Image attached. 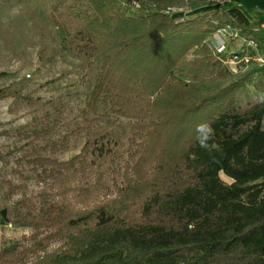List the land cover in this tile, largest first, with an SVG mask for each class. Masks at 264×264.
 <instances>
[{
	"label": "trees",
	"instance_id": "1",
	"mask_svg": "<svg viewBox=\"0 0 264 264\" xmlns=\"http://www.w3.org/2000/svg\"><path fill=\"white\" fill-rule=\"evenodd\" d=\"M174 1L53 5L64 44L101 65L91 95L96 116L77 128L85 143L72 159L33 158L41 181L56 186L39 204L11 203L13 187L0 199L1 225L31 229L0 248V264H264V102L242 115L232 109L234 92L264 67L208 81L217 67L200 47L230 23L264 50V28L232 5L174 19L162 12ZM103 98L120 118L141 124L109 121L98 113ZM202 122L217 149L197 144ZM140 135L114 190L88 181L91 171L123 158L128 137ZM135 193L141 205L131 209Z\"/></svg>",
	"mask_w": 264,
	"mask_h": 264
},
{
	"label": "rangeland",
	"instance_id": "2",
	"mask_svg": "<svg viewBox=\"0 0 264 264\" xmlns=\"http://www.w3.org/2000/svg\"><path fill=\"white\" fill-rule=\"evenodd\" d=\"M56 1L0 0V199L4 201L13 187L17 192L9 200L11 203L23 199L39 204L43 191L56 189L51 181H41L42 170L35 168L33 158L72 159L85 143L77 128L84 118L96 116L91 95L101 65L91 63L64 44L53 23L52 7ZM138 7L134 6L135 15L140 13ZM190 8L187 1L175 0L162 12L182 20L196 13ZM206 40L200 47L209 51L207 55L217 67L206 77L208 81H227L264 67V50H249L240 54L241 58L231 59L227 54H213ZM237 49L232 44L228 50L233 54ZM192 57L190 52L188 59ZM100 102L98 113L105 114L109 121L126 126L141 124L120 118L109 109L106 99ZM263 102L264 74L256 72L234 92L232 109L242 115ZM49 127L53 134L40 139L44 134L40 131ZM141 140V135L128 137L121 148L123 158L91 171L88 181H101L114 190L122 182L124 167L131 164L135 144ZM221 178L231 182L223 175ZM141 200L135 193L130 200L131 209H138ZM30 233L29 228L0 224V248Z\"/></svg>",
	"mask_w": 264,
	"mask_h": 264
},
{
	"label": "built area",
	"instance_id": "3",
	"mask_svg": "<svg viewBox=\"0 0 264 264\" xmlns=\"http://www.w3.org/2000/svg\"><path fill=\"white\" fill-rule=\"evenodd\" d=\"M209 8L225 10L232 5L231 0H200ZM137 6V5H136ZM240 42L237 53L231 54L228 50L233 42ZM205 43L209 46L212 53L218 56L229 55L231 59L241 58L242 53L249 50L258 51V43L251 36L243 32L239 26L230 23L225 24L221 28L212 33ZM243 60V59H242ZM246 62V59L244 60Z\"/></svg>",
	"mask_w": 264,
	"mask_h": 264
},
{
	"label": "crops",
	"instance_id": "4",
	"mask_svg": "<svg viewBox=\"0 0 264 264\" xmlns=\"http://www.w3.org/2000/svg\"><path fill=\"white\" fill-rule=\"evenodd\" d=\"M191 5V11L202 12L210 9L201 3L200 0H185ZM232 7L237 9L250 25L256 28H264V0H231ZM235 47L240 45V42L231 43ZM264 55V53H263Z\"/></svg>",
	"mask_w": 264,
	"mask_h": 264
},
{
	"label": "clouds",
	"instance_id": "5",
	"mask_svg": "<svg viewBox=\"0 0 264 264\" xmlns=\"http://www.w3.org/2000/svg\"><path fill=\"white\" fill-rule=\"evenodd\" d=\"M196 132L198 135L196 136V142L205 150H215L218 148L212 138H213V129L206 122L198 123L196 125Z\"/></svg>",
	"mask_w": 264,
	"mask_h": 264
}]
</instances>
